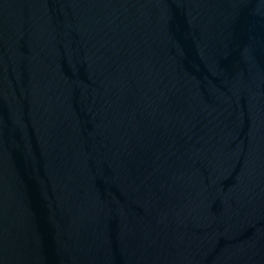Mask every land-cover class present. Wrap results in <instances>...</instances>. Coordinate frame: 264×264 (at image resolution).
<instances>
[{
  "label": "water",
  "instance_id": "water-1",
  "mask_svg": "<svg viewBox=\"0 0 264 264\" xmlns=\"http://www.w3.org/2000/svg\"><path fill=\"white\" fill-rule=\"evenodd\" d=\"M0 264H264V0H0Z\"/></svg>",
  "mask_w": 264,
  "mask_h": 264
}]
</instances>
